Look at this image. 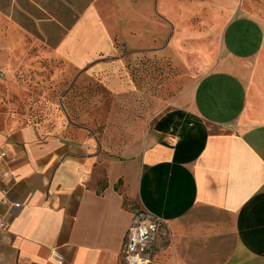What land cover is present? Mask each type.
Here are the masks:
<instances>
[{"label":"crops","instance_id":"0c3cea01","mask_svg":"<svg viewBox=\"0 0 264 264\" xmlns=\"http://www.w3.org/2000/svg\"><path fill=\"white\" fill-rule=\"evenodd\" d=\"M212 1L195 0V14ZM184 7L0 0V58L30 40L79 74L110 78L121 63L116 44L159 55L163 47L146 41L157 36L153 19L166 28ZM206 23L202 60L215 61L220 44L221 57L157 116L138 151L120 155L93 134L81 141L35 125L0 134V215L9 225L0 264H120L136 208L168 224L169 264H264V37L220 43Z\"/></svg>","mask_w":264,"mask_h":264},{"label":"rangeland","instance_id":"374dc122","mask_svg":"<svg viewBox=\"0 0 264 264\" xmlns=\"http://www.w3.org/2000/svg\"><path fill=\"white\" fill-rule=\"evenodd\" d=\"M184 1L172 23L156 30L153 19L151 33L157 36L146 35L147 45L163 47L162 52L138 55L116 44L121 63L110 78L79 74L30 40L12 59L1 57L0 134L35 125L81 141L93 134L100 148L120 155L138 151L157 116L221 57L220 44L215 61L202 60L210 57L200 45L206 22H212L220 43L223 38L257 42L264 37V0H213L208 12L196 14L195 0ZM111 82L120 89L110 88ZM140 212L136 208L134 214ZM164 251L154 248L149 264H169L161 258Z\"/></svg>","mask_w":264,"mask_h":264},{"label":"built area","instance_id":"2783aa9c","mask_svg":"<svg viewBox=\"0 0 264 264\" xmlns=\"http://www.w3.org/2000/svg\"><path fill=\"white\" fill-rule=\"evenodd\" d=\"M6 154L0 151V163L6 162ZM6 173L0 169V180ZM9 225L0 215V233ZM172 244V235L163 219L145 211L133 215L120 250V264H149L150 252L156 247L167 250Z\"/></svg>","mask_w":264,"mask_h":264}]
</instances>
